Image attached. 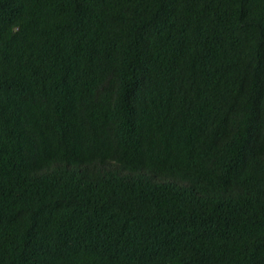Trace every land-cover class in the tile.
Here are the masks:
<instances>
[{
    "label": "trees",
    "instance_id": "obj_1",
    "mask_svg": "<svg viewBox=\"0 0 264 264\" xmlns=\"http://www.w3.org/2000/svg\"><path fill=\"white\" fill-rule=\"evenodd\" d=\"M0 264H264V0H0Z\"/></svg>",
    "mask_w": 264,
    "mask_h": 264
}]
</instances>
